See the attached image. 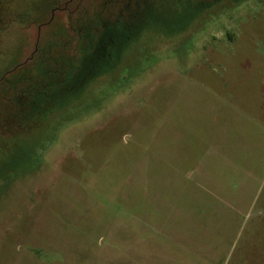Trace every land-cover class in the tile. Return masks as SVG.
Here are the masks:
<instances>
[{"label": "rangeland", "instance_id": "1", "mask_svg": "<svg viewBox=\"0 0 264 264\" xmlns=\"http://www.w3.org/2000/svg\"><path fill=\"white\" fill-rule=\"evenodd\" d=\"M0 56V264H264V0H0Z\"/></svg>", "mask_w": 264, "mask_h": 264}, {"label": "trees", "instance_id": "2", "mask_svg": "<svg viewBox=\"0 0 264 264\" xmlns=\"http://www.w3.org/2000/svg\"><path fill=\"white\" fill-rule=\"evenodd\" d=\"M8 73H1L3 75H0V84L3 83V79ZM15 82V78H12L11 83L13 84ZM5 88L6 85H0V144L2 141L10 140L23 132L22 130L27 126L28 114L33 111L35 105V101L30 97L26 101L6 99L7 92Z\"/></svg>", "mask_w": 264, "mask_h": 264}]
</instances>
